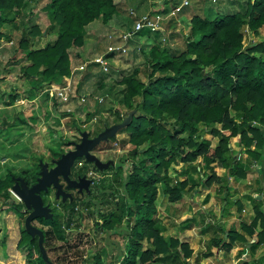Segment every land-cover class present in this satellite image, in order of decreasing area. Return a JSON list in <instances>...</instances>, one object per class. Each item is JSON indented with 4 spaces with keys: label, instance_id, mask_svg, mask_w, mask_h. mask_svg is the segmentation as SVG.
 I'll list each match as a JSON object with an SVG mask.
<instances>
[{
    "label": "trees",
    "instance_id": "obj_1",
    "mask_svg": "<svg viewBox=\"0 0 264 264\" xmlns=\"http://www.w3.org/2000/svg\"><path fill=\"white\" fill-rule=\"evenodd\" d=\"M29 1L38 4L44 0H0V27L16 17H22V26L26 25L24 8ZM45 10L57 26V37L43 47L30 48L34 39L39 41L44 37V32L34 25L22 31L19 41L21 57L29 62L21 68V76L31 83L26 99L39 97L38 93L48 90L52 83L59 84L68 77L71 74L70 50L83 47L87 27L96 21L108 24L119 11L115 0H49ZM262 27L264 0H246L241 10L221 14L214 19L194 16L190 22L188 49L181 55L172 56L160 43L147 52L148 83L141 80L138 68L120 81L126 88L124 101L132 117L119 133H128V143L134 146L132 169L129 174H122L123 169L113 173L110 182L100 180L101 200L89 194V201L83 202L79 198L62 203L67 212L64 214V230L72 228L77 211L82 208L90 211L94 201L110 209L98 216L102 224L96 223L97 231L115 234L125 222L130 230L126 253L116 263L110 264H178L180 257H184L188 264L186 259L192 255L189 245L176 238L166 240L164 228L155 218L158 213V184L164 183L163 192L169 201L181 200L188 183L186 180L173 183L168 170L179 162L193 165L199 157L211 172L206 179L207 184L217 178L214 170L218 164L230 168L232 161L235 173L242 171L245 176L242 167L236 164L240 160L231 155L229 145L234 137H240L239 142L247 148L249 155L256 160L261 157L258 149L264 148V42L246 46L245 32L258 34ZM146 34L143 32L141 36ZM6 35L0 32V41L6 37L10 39ZM8 95L7 106L12 105L17 96L13 93ZM136 98L141 100L136 102ZM121 117L118 115L112 124L106 123L101 130L94 132L93 137L120 124ZM201 124L213 126L209 133L220 139L216 148L211 147L210 140L203 138L204 132L199 128ZM217 125H220L219 129ZM253 143L255 150L250 148ZM68 144L63 143L64 146ZM147 144L148 148L142 150ZM65 153L60 148L51 155L58 160ZM79 162L82 160H77L75 165L78 166ZM40 170V164H37L34 174L28 169L19 175L8 171L0 179V203L10 207L22 219H26L28 213L22 210L24 205L17 202L9 189L17 177L24 178L30 185L35 184ZM120 189L125 194L119 200ZM50 193H44V202L49 206L45 197ZM253 200L257 216L245 228L256 237L257 245H264V228L255 234L258 222L261 220L264 224V213L260 202ZM37 222L45 225L44 219ZM47 222L46 226L50 228L43 230L45 245L48 234H61L63 231L57 217ZM76 227L80 228L81 224ZM63 238L59 236L58 239ZM241 238L245 241L244 237ZM145 241L151 247L145 248ZM213 241L215 247L228 250L232 247L217 239ZM27 245V264H50L40 253L38 237L32 238L22 230L18 247L22 249ZM35 253L38 257L34 260ZM210 254L207 253L206 257ZM93 264H105L100 254L94 257Z\"/></svg>",
    "mask_w": 264,
    "mask_h": 264
},
{
    "label": "rangeland",
    "instance_id": "obj_2",
    "mask_svg": "<svg viewBox=\"0 0 264 264\" xmlns=\"http://www.w3.org/2000/svg\"><path fill=\"white\" fill-rule=\"evenodd\" d=\"M146 1L147 2L143 0L119 1L120 3L126 4L125 13L130 18L132 25L131 22L130 24L122 23L118 25L111 20L108 24L96 21L97 27L94 32L91 30L88 31L87 27L85 44L83 47H75L70 50L71 74L68 77H71L73 70L83 62L90 61L95 56L104 54L108 45L120 43L118 35H120L122 31L130 29L133 26V19L129 13L131 9L140 11L138 5L144 3L151 5L152 11L159 9L161 6V0ZM48 2L49 0H44L36 4L29 1L26 4L24 8L26 11V15H24L26 16V25L22 26V17H16V19L8 21L0 27V32L10 37V39L7 37L2 38L0 41V72H2V70L4 71L3 73L7 74L15 72L18 78L17 81L23 82L26 80V84L22 85L21 83L23 89L21 92L18 89H14L10 84L4 86L0 85V159L6 156L11 157L9 158V162L6 160L4 161L7 167H4L5 169L3 168L2 170L0 169V174L1 172H7L6 168H12V172L16 175H19L22 171H26V169L31 170V174H34V172L37 171V164H40L41 161L53 165L54 159L51 155L53 151L59 150L60 148L64 149L66 152L73 150L75 144L80 142L82 132H88L91 137H93V135H95L94 132L101 130L106 123L112 124L116 122L118 115L122 116L120 120H122L121 123H123L132 113L125 104L124 94L126 88L120 84V81L123 77L131 74L138 68L141 70V80L148 83L145 56L147 52L158 43V40H155L153 35L149 37H147V35L138 37L136 39L138 41L135 40L130 44V50L127 54L110 58V70L108 73H103L98 68L90 66L87 70L74 74L75 84L80 88V93L90 96L89 105H80L77 101L69 105L58 104L54 96L47 91L39 92V97H37L39 99H26L28 90L31 88V83L21 76V68L29 64V62L21 57V53L19 52V41L22 37V31L34 25L39 26L40 30L44 32V37L39 41L34 39L33 45H31L30 48L37 46L38 48L43 47L57 37V26L54 25L55 23L45 10ZM245 3L246 0H218L215 3L210 0H192L191 6L178 18L177 23H168L170 26H168L166 31V40H160V44L172 56H179L188 49L187 41L190 22L194 16L214 19L221 14L241 10ZM140 12L144 13L145 11ZM6 13L7 12L4 14L6 15ZM13 15L14 13L12 16ZM91 42L97 43V49L94 52H91ZM262 42H264V27L260 29L258 34H253L249 31L245 32L246 46ZM8 50L16 55L12 56L8 54ZM65 78L59 84H64ZM101 82H104V86L99 87ZM59 84L52 83L50 86L52 87L53 85ZM18 86L20 85H16L15 87L18 88ZM10 93L16 94L17 96L12 105L14 107L7 109L4 105H6L5 102L10 99L8 95ZM94 97H104V103L101 105H94ZM140 100L141 98H136V102ZM68 109L71 111H68ZM232 114L235 116L234 111H232ZM20 117L23 118V120H21ZM10 124L11 126H9ZM211 127L213 126H205L203 124L199 126L200 130L204 132L203 138L211 139L212 148H214L218 146L220 139L219 137H212L209 133ZM2 129H5V131L9 130L7 131L8 134L6 135L5 131L2 132ZM119 132L108 141H102L92 151L103 163L112 162L109 168L99 170L94 163H88L86 159L82 157L78 158V160H82L85 166L78 167L75 165L71 170L70 176L73 180L85 176L87 179L95 181L90 189L94 195L93 198L102 199L101 197L103 194L99 189L100 180L106 179L107 182H110L113 173H118L119 170L121 171L123 169V171H121L122 174H129L132 169L130 163L132 162L134 146L128 143V133L120 134ZM15 139L20 141L17 143ZM233 139H231L230 142L233 141ZM12 142L13 144H17L12 145ZM64 142L69 144L64 146ZM148 146V144L143 146L142 150L147 149ZM239 146H241L242 149L236 158H242L244 157L243 154L246 153H244L243 149L245 148L246 151L247 148L240 142ZM255 148L252 150H255ZM180 163H178L176 167L175 164H173L171 166L172 169L170 168L171 170H168V175L173 180V183L177 178L179 181L181 180L187 166L181 169ZM194 164H198L197 161H195ZM90 169L94 171L92 177L88 175ZM164 187V183L158 184V213L155 216L159 224L166 228L164 234H212L209 231H203L202 233L201 228L193 229L189 227V221H191L189 216L195 218L194 220H196V223L200 220L198 225H200L202 220L204 223L203 215L205 214L202 213L201 219H198L197 216H200L201 211L196 212V210H199L198 206L202 205L204 200L207 199L205 193L207 188L203 189L201 192L192 191L191 197H194V199L192 198V202L188 200L187 203V199L183 198L174 204H170V202L167 201V195L165 196L163 194ZM254 189L255 188H252L250 191H246L249 192V194H253L255 191ZM9 190H11V188ZM237 190L239 193L243 192L240 188H237ZM124 194L123 189H120L118 199L120 200ZM79 196L80 200L83 202H85V200L89 201V195L87 193ZM16 200L22 203L18 198ZM48 200L51 201L50 205L53 215L57 217V220L61 224V230H63L61 234H48L47 245H45L44 242L46 255L50 262L53 264H93L94 257L100 254L104 263L110 264V262H113L116 258L120 260L121 256L126 253L128 235L130 232L127 227V222H125L122 228L115 234L97 231L99 228L96 226V223L99 222L98 224H102L98 216L110 210L108 207L104 205L101 206L99 203L93 201L92 203H94V205L91 206L90 211L86 208L77 211L73 219L72 228L64 230V214H67V212L62 206V197L57 198L55 191L52 190ZM7 202L9 201L7 200ZM196 202H200V204L198 205ZM213 205L214 206L208 207L204 211H210L211 214H215L214 210H216L217 215L220 214L222 204L219 199L216 200ZM0 209H2L0 211V264H27L28 260L26 258V253L29 245L22 249L18 247L21 232L22 230H26L25 219H22L19 215L15 214L10 207L4 206L1 203ZM22 210L26 212L25 207ZM92 212L93 215L90 214ZM47 221L49 220L44 219L45 225L37 221L33 224L42 230H49L50 227L46 226V223H48ZM78 223L81 224L80 228L76 227ZM133 224L134 219L132 220V226ZM59 236H64V238L59 240ZM206 244L208 248V245L210 246V240H207ZM144 247H151V244L145 241ZM262 256H264V252ZM37 257L38 253H35L34 260ZM184 260V257H180L178 259V264H186ZM192 261L196 263L197 259H192ZM260 262H264V258H261ZM198 263H200V261Z\"/></svg>",
    "mask_w": 264,
    "mask_h": 264
},
{
    "label": "crops",
    "instance_id": "obj_3",
    "mask_svg": "<svg viewBox=\"0 0 264 264\" xmlns=\"http://www.w3.org/2000/svg\"><path fill=\"white\" fill-rule=\"evenodd\" d=\"M119 1L121 0H115L119 11L117 15L112 19V21L118 25L122 23L130 24L131 22L130 18L125 13L126 4L120 3ZM143 1L147 2L146 0ZM138 7L142 12L151 10V5H148L147 3H144L142 5L139 4ZM96 27H97V22H94L88 26V31L91 30L92 32H94ZM153 37L155 40H158L160 36L156 34ZM90 46H91L90 47L91 52H94L97 49L96 42L94 43L91 42ZM7 53L12 56L16 55V54L15 55L12 54L10 50H8ZM98 56L100 55H97L95 57ZM3 72H4L3 70L2 72H0V83H1L0 85L4 86L10 84L11 86H13L14 89H18L20 90V92L23 91L22 85L26 84V80H24L23 82L17 81L18 78L15 72L8 74ZM16 85H20V86L16 88L15 87ZM102 86H104V82H101L99 84V87ZM12 105L9 106L4 105V107H6L7 109L12 108L14 107ZM20 119L23 120V118L21 117ZM9 126H11V124ZM217 128L219 129L220 125H217ZM1 131L4 132L5 129H2ZM7 131L9 130L5 131L6 135L8 134ZM208 140H210V142L212 141L211 139ZM239 140L240 137H234L233 141H231L229 145L231 149V155L234 156V158H236L237 155L240 154L242 149L241 146H239ZM19 141L20 140L18 139L16 140L17 143ZM16 144H13L12 142V145H16ZM211 147H212V142H211ZM250 148L254 149L255 143H253V145ZM243 151L244 153L246 152L245 154H243L244 157H242L240 161L236 162V164L238 163V166L242 167L246 175L243 176L242 171H240L239 173L238 172L235 173L234 171L235 163L233 161H232V166L230 168L218 164V166L214 170L217 178L216 179L214 178L211 184H207L206 182V179L211 176V172L203 166V159L201 157L197 159L198 164L193 163V165H191L190 163L179 162L181 164V169L182 167H185L187 165L184 170L183 176L180 180V181L186 180L188 183L186 187V193L183 196V198L187 199L186 200L187 203L188 200L192 202L193 201L192 198L194 199L193 196L191 197L192 191L195 190L201 192L203 191V189L207 188L206 191L204 190L207 196V199L204 200V203L202 205H199L200 202H196L199 205L198 206L199 210H196V212L201 211L200 216H197L198 219H201L202 213L207 215V216L203 215L204 223L202 222L203 221L202 220L201 221L202 223L200 222V225H198L200 220H198L196 223V220H194L195 218L189 216L191 220L189 221V227L193 229L201 228L202 233L203 231H209L212 233V234H164L166 240H168L169 238H176L180 240L181 243H187L189 245V248L192 250V255L191 257L186 259V262L188 264H243L244 262H249L250 264H254L256 262L257 264H264V262H260L261 258H264V256H262L264 252V245L263 244L257 245V243L255 242L256 237L254 235L251 236L246 231L245 228V226H250L257 216L255 209L256 202L253 199H256L257 201L260 202L259 203L260 209L264 213V148L258 149V153L261 154V157L258 160H256L253 156L249 155L247 151H245V148L243 149ZM9 158L11 157L8 156L1 157L0 159L1 170L4 167H7L6 162L4 161L6 160L9 162ZM176 166L177 165H175V167ZM201 168H202V172H201ZM6 169L7 172L5 173L1 172L0 179L4 178L8 173V171L12 172V168L9 169L6 168ZM176 180L179 179L177 178L175 179V181ZM237 188L242 189L243 192L239 193ZM252 188H255L254 189L255 191L253 192V194H249V192H247L246 190L250 191ZM218 199L222 204L220 208V214L217 215L216 210H214L215 214H211L210 211H204L206 208L214 206L213 205L214 202ZM167 201L170 202V204L176 203L169 201L168 197H167ZM263 226L264 224L260 220L256 226L255 234H259L260 232H262L264 228ZM163 228H164V232H166V228L165 227ZM241 237H244L245 241H243ZM215 239H217L218 241H222V244L224 243L231 244L232 247L229 250L223 247L222 248L215 247V245H213L214 244L213 240ZM207 240H210V246L208 245V248L206 246ZM209 252L211 254L209 255V257H206V254ZM195 258L197 259V261L196 263H193L192 259L194 260ZM117 259L118 258H116V260L114 259L113 262L116 263ZM199 261L200 263H198Z\"/></svg>",
    "mask_w": 264,
    "mask_h": 264
},
{
    "label": "water",
    "instance_id": "obj_4",
    "mask_svg": "<svg viewBox=\"0 0 264 264\" xmlns=\"http://www.w3.org/2000/svg\"><path fill=\"white\" fill-rule=\"evenodd\" d=\"M131 117L132 114L123 123L108 127L95 137H91L88 132H82L80 142L75 144L73 150L63 154L58 160H54L52 168L49 163L40 162V176L35 184L30 185L22 177L15 178L11 192L23 203L25 211L28 212L25 229L32 238L38 237L40 253L46 262L52 264L45 251L44 231L33 224L38 219L52 220L54 217L52 208L45 204L42 194L48 193L53 187L56 190V197H62L63 203L68 199L72 200L73 195L65 191L62 181L67 184L68 188L78 189L81 194L85 191L90 193L92 180L85 176L77 180L71 179L73 166L78 158L84 157L88 163H94L99 170L109 168L112 162L103 163L92 151L102 141H108L115 137L129 123Z\"/></svg>",
    "mask_w": 264,
    "mask_h": 264
},
{
    "label": "built area",
    "instance_id": "obj_5",
    "mask_svg": "<svg viewBox=\"0 0 264 264\" xmlns=\"http://www.w3.org/2000/svg\"><path fill=\"white\" fill-rule=\"evenodd\" d=\"M191 1L192 0H161V6L159 9L153 11L151 9L144 13H141L136 9H131L129 13L133 19V26L130 29L122 31L120 35H118L120 41L119 44L112 43L108 45L104 54L95 57L90 61L83 62L80 66L75 68L72 76L65 78L64 84L50 86L46 91L54 96L58 104L69 105L72 102L77 101L80 105H89L90 96L80 93L79 87L75 84L74 74L76 72L81 73L87 70L90 66L98 68L103 73H108L110 70V58L127 54L130 50V44L138 37H141L143 32L147 33V37L158 34L160 36L158 43H160V40L165 41L167 28L170 26L168 23H177L178 18L191 6ZM210 1L215 3L218 0ZM94 101V105H101L104 103V97H94ZM68 111L71 110L68 109ZM237 159L240 160L241 157H238ZM83 166L84 162L78 163V167ZM88 175L92 177L94 171L90 169ZM94 183L95 181L92 180V185Z\"/></svg>",
    "mask_w": 264,
    "mask_h": 264
},
{
    "label": "flooded vegetation",
    "instance_id": "obj_6",
    "mask_svg": "<svg viewBox=\"0 0 264 264\" xmlns=\"http://www.w3.org/2000/svg\"><path fill=\"white\" fill-rule=\"evenodd\" d=\"M54 165H50V167L52 168ZM84 167V166H83ZM76 180V179H75ZM62 183H63V185H64V189H65V191L66 192H68V193H71L72 195H73V199H78L80 196L79 195H82L81 193H79V191H78V189H68L67 188V185L65 184V182L64 181H62ZM91 186H92V184H91ZM90 189H91V187H90ZM52 190H54L55 191V194H56V190L52 187V188H50V192L52 191ZM85 193H87V192H84L83 194H85ZM51 194V193H50ZM88 195L90 194H92V191H90V193H87ZM42 196H43V199H44V193L42 194ZM49 197L50 196H46L45 198L47 199L46 200V202L48 203V204H51V201L50 200H48L49 199ZM72 199V200H73ZM72 200H69L68 199V201H72ZM50 207H51V205H50Z\"/></svg>",
    "mask_w": 264,
    "mask_h": 264
}]
</instances>
